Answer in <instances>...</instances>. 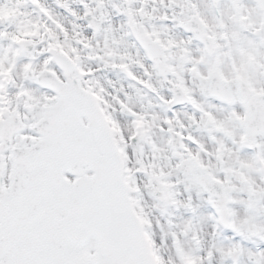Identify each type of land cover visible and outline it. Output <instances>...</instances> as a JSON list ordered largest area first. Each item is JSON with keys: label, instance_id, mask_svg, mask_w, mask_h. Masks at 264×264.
Here are the masks:
<instances>
[{"label": "snow or ice", "instance_id": "snow-or-ice-1", "mask_svg": "<svg viewBox=\"0 0 264 264\" xmlns=\"http://www.w3.org/2000/svg\"><path fill=\"white\" fill-rule=\"evenodd\" d=\"M0 264H264V0H0Z\"/></svg>", "mask_w": 264, "mask_h": 264}]
</instances>
